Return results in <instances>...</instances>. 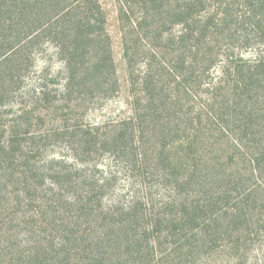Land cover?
<instances>
[{"label": "trees", "instance_id": "trees-1", "mask_svg": "<svg viewBox=\"0 0 264 264\" xmlns=\"http://www.w3.org/2000/svg\"><path fill=\"white\" fill-rule=\"evenodd\" d=\"M131 1L130 113L73 136L125 162L148 198L110 197L115 177L87 159L37 163L17 125L0 127V264H183L240 251L264 220V0ZM101 8L0 0L9 84L45 37L64 67L39 76L37 101L52 84L80 100L118 83Z\"/></svg>", "mask_w": 264, "mask_h": 264}, {"label": "rangeland", "instance_id": "rangeland-1", "mask_svg": "<svg viewBox=\"0 0 264 264\" xmlns=\"http://www.w3.org/2000/svg\"><path fill=\"white\" fill-rule=\"evenodd\" d=\"M98 1L103 9L105 33L111 44L118 83L87 90L80 100L77 99L79 95L57 92L52 84L49 87L51 98L37 101L35 88L39 87V76L62 74L64 67L52 37H45L20 57L19 64L16 63L19 68L14 74L15 82L9 84L11 73L7 72V63L0 65V127L10 130L17 125L19 139L25 147L33 149L31 155L37 163L44 164L58 158L74 162L87 159L90 165H100L115 177L111 181L110 197L126 193L124 199L130 200L134 192H140L141 197L148 198L141 178L137 172L129 170L125 162L103 151L96 155L84 154L73 136L79 126L88 128L97 123H111L130 113L131 92L124 44L133 29V20L139 16L138 6L131 0ZM263 258L262 219L240 251L220 247L183 264H262Z\"/></svg>", "mask_w": 264, "mask_h": 264}]
</instances>
